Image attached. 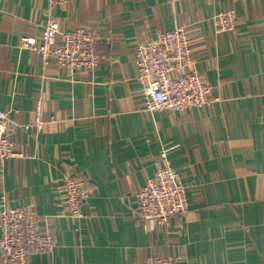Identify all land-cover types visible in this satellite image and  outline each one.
<instances>
[{"label": "crops", "instance_id": "0c3cea01", "mask_svg": "<svg viewBox=\"0 0 264 264\" xmlns=\"http://www.w3.org/2000/svg\"><path fill=\"white\" fill-rule=\"evenodd\" d=\"M226 9L235 27L220 30L215 17ZM49 10L63 30L96 31L93 72L54 60L43 66L21 45L22 36L40 40ZM176 25L187 30L212 101L145 109L135 49ZM0 108L14 122L17 153L0 173V197L31 205L53 238L49 251L30 253L31 264H148L164 255L180 264H264V0H72L52 8L47 0H1ZM165 160L189 207L151 227L137 194ZM68 173L90 188L82 217L63 207Z\"/></svg>", "mask_w": 264, "mask_h": 264}, {"label": "built area", "instance_id": "2783aa9c", "mask_svg": "<svg viewBox=\"0 0 264 264\" xmlns=\"http://www.w3.org/2000/svg\"><path fill=\"white\" fill-rule=\"evenodd\" d=\"M50 8L72 0H47ZM1 2V0H0ZM218 29L235 27V12L226 9L215 17ZM96 31L86 26L61 29L49 10L41 30L40 40L22 36L21 45L36 50L42 65L54 60L58 67L71 71L93 72L100 63ZM136 79L141 84L143 104L148 110H180L200 107L212 101L210 86L196 69L187 30L182 25L157 29L155 37L140 41L134 54ZM45 98L36 96L32 125L40 131L44 125ZM8 111L0 108V173L17 153L14 150ZM264 131V115L262 116ZM63 207L74 217L85 215L83 203L90 193L84 178L68 173L62 181ZM138 211L151 227L167 225L174 215L185 213L189 207L186 187L179 173L165 160L147 177L137 194ZM39 218L31 205H12L0 197V253L5 264H31L30 253L49 251L52 235L43 232ZM148 264H180L172 256L152 257Z\"/></svg>", "mask_w": 264, "mask_h": 264}]
</instances>
